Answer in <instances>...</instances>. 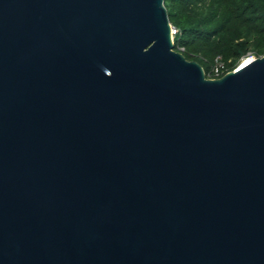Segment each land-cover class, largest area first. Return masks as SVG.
<instances>
[{
    "label": "water",
    "instance_id": "water-1",
    "mask_svg": "<svg viewBox=\"0 0 264 264\" xmlns=\"http://www.w3.org/2000/svg\"><path fill=\"white\" fill-rule=\"evenodd\" d=\"M165 0H0V264H264V56L220 79Z\"/></svg>",
    "mask_w": 264,
    "mask_h": 264
},
{
    "label": "trees",
    "instance_id": "trees-1",
    "mask_svg": "<svg viewBox=\"0 0 264 264\" xmlns=\"http://www.w3.org/2000/svg\"><path fill=\"white\" fill-rule=\"evenodd\" d=\"M177 30L174 49L199 63L206 78L218 63L222 76L247 56H264V0H165Z\"/></svg>",
    "mask_w": 264,
    "mask_h": 264
},
{
    "label": "built area",
    "instance_id": "built-area-1",
    "mask_svg": "<svg viewBox=\"0 0 264 264\" xmlns=\"http://www.w3.org/2000/svg\"><path fill=\"white\" fill-rule=\"evenodd\" d=\"M177 34V30L173 27L172 28V37H173V42H174V36ZM177 52H179V53H183V52H185V49L184 48H180L179 49V51H177ZM250 58H252L253 59V61L256 59V57H254V56H252V57H250ZM244 59H242V61H243ZM241 61V62H242ZM241 66V65H240ZM239 65H238V67L236 68V69H234L233 71H236L239 67H240ZM222 73H223V65H222V63H220V65L219 66H215V68L212 70V72H211V77L212 78H210V79H220L221 77H223L222 76ZM229 73V72H228ZM227 74V73H226Z\"/></svg>",
    "mask_w": 264,
    "mask_h": 264
},
{
    "label": "bare ground",
    "instance_id": "bare-ground-1",
    "mask_svg": "<svg viewBox=\"0 0 264 264\" xmlns=\"http://www.w3.org/2000/svg\"><path fill=\"white\" fill-rule=\"evenodd\" d=\"M252 61H253L252 58H246V59H244L242 65L247 64V63H250V62H252Z\"/></svg>",
    "mask_w": 264,
    "mask_h": 264
},
{
    "label": "rangeland",
    "instance_id": "rangeland-1",
    "mask_svg": "<svg viewBox=\"0 0 264 264\" xmlns=\"http://www.w3.org/2000/svg\"><path fill=\"white\" fill-rule=\"evenodd\" d=\"M250 57H252V56H247L246 58H250ZM246 58H244V59H246ZM243 61H244V60H243ZM243 61L240 62L239 66L242 65ZM219 65H220V63L217 64V66H219Z\"/></svg>",
    "mask_w": 264,
    "mask_h": 264
}]
</instances>
